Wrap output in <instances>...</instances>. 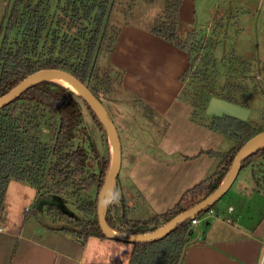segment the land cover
<instances>
[{"label":"trees","instance_id":"obj_1","mask_svg":"<svg viewBox=\"0 0 264 264\" xmlns=\"http://www.w3.org/2000/svg\"><path fill=\"white\" fill-rule=\"evenodd\" d=\"M164 1L165 9L154 21L151 31L189 53L190 65L183 75L185 81L197 60L192 54L197 56L201 50V33L193 30L181 37L178 26L183 0ZM55 2L13 0L8 7L0 29V98L37 71L60 69L77 77L102 103L91 79L102 50L99 35L106 27L103 25L113 8V1L94 0L88 5L86 0H57V6L53 8ZM67 17L70 21L64 26ZM91 17H94L93 27L88 31L86 22ZM103 31L105 38L106 29ZM13 34L18 36L13 39ZM213 96L248 107L235 91ZM201 97L203 102L209 103L211 99L206 98L205 90ZM85 108L104 128L84 97L58 82L44 80L0 109V213L10 181L28 183L37 190V198L25 218L46 211L54 224H44L47 228L66 233L83 244L91 237L107 238L100 226L98 206L112 159V154L101 156L91 141L84 125ZM194 112V118L234 142L226 152L201 151L200 154L221 158L217 171L185 191L173 208L144 220L129 217L125 200L122 201L123 213H112L118 177L106 210L107 224L111 229L122 234L143 235L163 228L174 217L217 190L229 174L240 149L261 132L249 121L228 115L208 116L204 120L199 117V112ZM248 166L252 168L257 190L264 195V145L246 157L241 169ZM45 195L53 196V201L38 204L39 198ZM217 203L201 211L200 215L214 209ZM194 218L185 220L164 238L133 243L128 264H183L195 226L192 223Z\"/></svg>","mask_w":264,"mask_h":264},{"label":"crops","instance_id":"obj_2","mask_svg":"<svg viewBox=\"0 0 264 264\" xmlns=\"http://www.w3.org/2000/svg\"><path fill=\"white\" fill-rule=\"evenodd\" d=\"M218 1L183 0L178 26L181 37L202 27L201 20L206 14L210 13V19H213L219 7ZM152 25V22L147 25L124 22L107 54L109 63L122 74L123 89L151 112L150 116L144 114V117L152 120L154 127L139 149L128 155L126 169L123 174L120 170L116 189L115 200L120 197L122 205L125 200L129 217L138 220L165 213L177 204L185 191L217 171L221 158L200 154L201 151L226 152L231 149L227 148L226 136L193 117V107L184 97L183 75L190 65L189 53L155 35L151 31ZM144 130L142 126L141 131ZM122 164L123 158L121 168ZM241 171L212 209L215 214L194 226L183 264L261 263L264 250V195L257 190L255 180L254 183L238 181ZM21 183L16 180L9 183L0 215V232L4 231L3 224L7 228H10L9 225L18 229L23 227L26 222L24 213L36 201L37 190L27 183ZM26 185L33 188L32 195ZM12 186L23 200L14 209L7 210ZM113 194L114 190L111 199ZM226 196L227 201L224 200ZM15 210L20 211L17 218L12 215ZM140 213L142 216H139ZM11 218L19 221L18 224L12 222ZM34 230L39 239L30 235L28 243L41 247L43 253L47 251L52 254V264H83L88 250L100 245L105 255H112V258L119 256V250H125L122 264H126L134 247L130 242L98 237H91L82 244L67 234L76 242L77 245H74L62 236V232L58 233L60 238L51 241L48 234L52 230L37 227ZM17 235L22 236L20 230ZM94 239H101L102 242ZM93 259L96 257L90 262ZM105 264H114V261Z\"/></svg>","mask_w":264,"mask_h":264},{"label":"rangeland","instance_id":"obj_3","mask_svg":"<svg viewBox=\"0 0 264 264\" xmlns=\"http://www.w3.org/2000/svg\"><path fill=\"white\" fill-rule=\"evenodd\" d=\"M86 1L88 5H92L94 2V0ZM112 1L113 8L109 11L107 22L103 25L106 26L103 28V30L106 29V37L103 38V30L99 35L98 41L102 45V50L100 56L97 57L91 83L94 88L98 89L106 114L118 132L121 143V162L123 158L121 168L123 174L126 169L128 155L134 150L137 151L139 149V145L143 144L145 137H149L154 127L152 125L153 122H151L152 120L147 117L150 116L149 113L151 114V112L146 106L135 101L123 89L121 86L122 74L109 63L107 54L112 49L119 27L124 22L144 25L151 22L154 23L156 18L163 13L165 1ZM12 2L13 0H0V29L4 23L7 9L12 5ZM62 3L63 1H61ZM218 4L219 7L215 10L213 19H210V13L202 17V27L198 28V31L201 33V50L197 56L196 53L192 54L193 57H197V60L185 79L183 94L185 93V97L193 107V110L199 112V117L207 120L208 118L206 117L209 115L204 111V107H207L208 101L203 102L204 99L201 97L202 91H206V98H210L216 93H228L230 90L232 92L235 91L239 100L246 101L248 107L251 109L247 121L258 130L264 131V0H219ZM56 6L57 0L53 8ZM59 12L60 9L58 10V14ZM65 19L64 26L70 21L69 17ZM92 22H94V17H91L86 22L88 31L93 27ZM17 36L13 34V39ZM58 42H60V39ZM73 57L76 56L74 55ZM244 69L248 71L245 72ZM50 81L53 80L50 79ZM225 86L227 87L226 89H224ZM84 112V125L90 134L91 141L95 143L101 156L114 154L110 140H108L110 144L107 142V139H109L107 132L95 121L89 110L85 108ZM144 114H147V116L144 117ZM141 125L144 126V131H141ZM161 132L162 128L158 131V134L160 135ZM226 144L227 148H232L234 142L227 137ZM240 180H244L245 182L252 181L254 183L250 166L242 169L238 181ZM26 186L30 191L29 194L32 195V192L34 193L33 188L28 185ZM17 191L12 186L7 199V210L10 208L14 209L17 203L22 202L23 198ZM134 198L135 195H133L132 199ZM224 200H228L227 196ZM34 204L35 202L29 209H32ZM222 204L223 202L220 203V205ZM16 210L12 215L17 218L20 211ZM123 210L121 198L117 197L113 203L112 213L114 215H121ZM136 216L134 215L133 217ZM139 216H142V213ZM25 219V225L19 229L14 228L15 226L13 225H9L10 228H7L3 224L4 231L0 232V264H52L54 262L52 254L47 251L43 253L41 247L31 242L28 243L30 235H33L35 239H39L36 230H34L36 227L50 230L44 224L54 225L52 218L45 211L43 213L40 212L36 216H28ZM11 220L12 222H16V224L19 222L15 218H11ZM18 230L21 231V237L17 235ZM58 233L60 232L52 230L49 232L48 238L51 241H56L61 237ZM61 234L65 237L68 236L66 233ZM67 238L72 244L77 245L72 240L73 238ZM94 241L102 242L101 239H94ZM105 253L102 245L89 249L88 256L85 257L83 264H105L110 260H113L114 264H122L126 256L125 250H119V256L114 255V258H112V255L106 256ZM94 257L96 259L90 262ZM126 264H128V261Z\"/></svg>","mask_w":264,"mask_h":264},{"label":"water","instance_id":"obj_4","mask_svg":"<svg viewBox=\"0 0 264 264\" xmlns=\"http://www.w3.org/2000/svg\"><path fill=\"white\" fill-rule=\"evenodd\" d=\"M50 76H57L67 80L75 89L79 95L84 97V99L88 102L90 107L96 113L100 122L102 123L104 129L106 130L109 140L114 149V154H112L111 166L106 178V181L100 191L99 195V206H98V214H99V222L100 226L103 230V233L109 239L122 240L131 243H139V242H150L153 240H158L164 238L168 233L174 230L178 225L183 223L185 220L190 217H194L204 209L213 206L217 203L229 190L231 185L236 180L239 172L241 171L243 161L246 159L248 155H250L253 151L262 147L263 145L253 148L257 143L264 140V131L259 132L254 137H252L242 149L238 152L234 164L227 175L226 179L223 181L222 185L215 190L211 195L201 201L199 204L195 205L191 209L185 211L184 213L177 215L174 217L167 225L163 228L148 234L143 235H131V234H122L113 231L107 224L106 220V210L109 202V197L114 190L117 179L120 175L121 170V143L117 130L113 126L111 120L109 119L106 111L100 102V100L92 93V91L77 77L73 74L60 69H43L35 72L26 78L22 83H20L16 88L10 91L8 94L0 98V109L8 105L9 103L15 101L18 97H20L24 92L33 87L35 84L44 81L50 80ZM251 113V109L249 107H244L236 103L229 102L225 99L213 96L209 100V103L206 107V114L209 116H224L228 115L234 118H237L241 121H247L249 115ZM50 202L53 201V196H43L39 198L38 204L42 202Z\"/></svg>","mask_w":264,"mask_h":264},{"label":"built area","instance_id":"obj_5","mask_svg":"<svg viewBox=\"0 0 264 264\" xmlns=\"http://www.w3.org/2000/svg\"><path fill=\"white\" fill-rule=\"evenodd\" d=\"M214 214H215V212L212 209L209 212L203 213L202 215H200V213H198L197 215H199V216L196 217V215H195L194 216L195 218L192 220V223L194 225H197L199 222H201L202 220L206 219L209 215H214ZM260 264H264V250H263L262 260H261Z\"/></svg>","mask_w":264,"mask_h":264},{"label":"bare ground","instance_id":"obj_6","mask_svg":"<svg viewBox=\"0 0 264 264\" xmlns=\"http://www.w3.org/2000/svg\"><path fill=\"white\" fill-rule=\"evenodd\" d=\"M51 80L53 81H56V83H60L66 87H69V88H72V89H75V87H73L67 80L63 79V78H60V77H57V76H50L49 77ZM264 144V140L260 141L259 143H257L253 148H256V147H259L261 145Z\"/></svg>","mask_w":264,"mask_h":264}]
</instances>
